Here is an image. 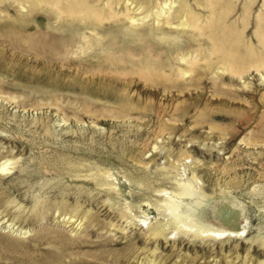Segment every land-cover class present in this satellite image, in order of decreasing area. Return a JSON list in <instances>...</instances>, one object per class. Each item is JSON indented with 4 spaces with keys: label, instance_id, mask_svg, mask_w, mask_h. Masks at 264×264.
<instances>
[{
    "label": "rangeland",
    "instance_id": "374dc122",
    "mask_svg": "<svg viewBox=\"0 0 264 264\" xmlns=\"http://www.w3.org/2000/svg\"><path fill=\"white\" fill-rule=\"evenodd\" d=\"M44 1L0 0V264H264V68L204 57L263 54L264 0L210 23L196 0H96V25ZM188 183L208 235L163 206Z\"/></svg>",
    "mask_w": 264,
    "mask_h": 264
},
{
    "label": "bare ground",
    "instance_id": "6f19581e",
    "mask_svg": "<svg viewBox=\"0 0 264 264\" xmlns=\"http://www.w3.org/2000/svg\"><path fill=\"white\" fill-rule=\"evenodd\" d=\"M36 2H41V0H35ZM56 1H62V0H56ZM119 1V0H118ZM115 2V3H118ZM186 1V0H185ZM48 3V0L44 1ZM97 2L96 0H63L62 3V9L58 7L61 11L65 12L66 15L76 16L81 19V22L84 24H87L85 18L86 16L89 17L90 14L94 15L93 23L96 25L97 23L102 22L103 20H108L112 16L115 15V11L113 10L112 13L110 12H100L98 9L94 7V3ZM168 2V0H166ZM165 2L164 5L167 3ZM174 2V1H173ZM172 2V5L174 4ZM177 3V2H176ZM185 3V2H184ZM196 4L204 7H208L211 16L209 18L208 23L210 22H216L215 20H221L220 22H223L225 17H227L229 14L233 12V5L228 2H224V0H204V3H200V0H196ZM113 5V3H111ZM108 7V9H112ZM52 11V10H50ZM174 17L177 16V14H185L184 19L182 18L179 21V24L181 26L184 25H193V23H196L198 21V16L190 10V6H187L186 4H179L174 9ZM173 17V16H172ZM171 17V18H172ZM87 19V18H86ZM166 24H170L171 19L166 18ZM258 21L261 24V39L264 41V14H259ZM79 22V21H78ZM234 28V25H231L230 27H227V30L231 33L232 29ZM211 34V33H209ZM228 34V32H227ZM215 35V34H214ZM221 36V35H220ZM224 37V36H223ZM218 38V37H217ZM235 38V37H234ZM231 41L234 40L232 37L230 38ZM212 40V46L209 51H207V55H204V57L212 55V52H219L223 56L226 57V60L222 61L223 68L228 69L233 74H241V71L243 69H246L249 65L254 64L256 69L264 68V53H254L252 47L248 46V54L245 52H238V48L235 46L233 47L232 44L223 46L221 43H216L214 39ZM86 42V41H85ZM225 42V41H224ZM242 42V41H241ZM240 43V42H239ZM226 44V42H225ZM199 51L197 52V54ZM198 57V55H197ZM180 59H183L181 56ZM192 66V64H190ZM192 68V67H191ZM182 184V182H180ZM179 184V183H178ZM179 186V185H178ZM193 183H188L187 185H181L179 188L176 189V193L173 196H167L165 200L163 201V206L165 207V211L167 215L169 216L170 220L173 221V225L175 229H181L183 228L185 231L196 233V234H205L208 235L210 233V225H208L207 222H202L200 219L194 217L193 210L195 209V203H198L196 199L190 201L188 207H184L185 209L183 211H180L179 205H180V196H189L193 193L194 189ZM181 198V197H180ZM182 208V207H181ZM221 214L224 215L226 212L227 214H230L231 212L236 211L235 207L230 204V206H227V208L220 210ZM223 212V213H222ZM225 214V215H227ZM234 226L225 227V226H219V229L216 230L215 235H220L224 233L226 230L232 229ZM213 228V226H212ZM216 229V228H215ZM234 230V229H233ZM214 235V234H213Z\"/></svg>",
    "mask_w": 264,
    "mask_h": 264
},
{
    "label": "water",
    "instance_id": "95a60500",
    "mask_svg": "<svg viewBox=\"0 0 264 264\" xmlns=\"http://www.w3.org/2000/svg\"><path fill=\"white\" fill-rule=\"evenodd\" d=\"M235 225H237L234 221H231V222H227V224H222L221 223V226H227V227H230V226H235ZM229 233H231V232H229Z\"/></svg>",
    "mask_w": 264,
    "mask_h": 264
}]
</instances>
